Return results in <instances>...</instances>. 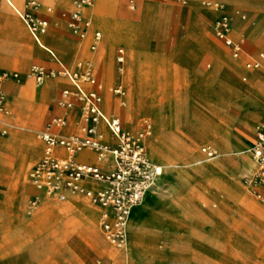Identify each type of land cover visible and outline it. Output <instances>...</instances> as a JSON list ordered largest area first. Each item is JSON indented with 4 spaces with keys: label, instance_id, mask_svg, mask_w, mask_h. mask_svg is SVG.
Returning <instances> with one entry per match:
<instances>
[{
    "label": "rangeland",
    "instance_id": "1",
    "mask_svg": "<svg viewBox=\"0 0 264 264\" xmlns=\"http://www.w3.org/2000/svg\"><path fill=\"white\" fill-rule=\"evenodd\" d=\"M73 1L21 0L19 4L21 10L50 20L45 44L58 54L57 58L37 44L17 10L5 8L4 1L0 0V68L9 67L21 73L20 81L5 85L12 125L3 138L18 134V146L15 151H6L1 146L2 138L0 160L16 164L28 149L30 133L40 141L38 155L26 168L28 178L24 184L15 185L11 179L7 183L5 176L4 188H0V264H264V191L262 185L245 180V175L256 166L237 173L226 167L220 170L213 164L222 157L230 161L254 160L249 148L255 125L264 121V59L260 57L264 53V0H107L104 10L100 0H96L86 7L95 14L94 26L102 30L101 42L94 50L89 46L88 37L81 40L69 29L68 21L62 19V12L70 9ZM217 4L231 17L232 37L244 38L243 51L238 56H234L233 48L217 34L215 23L221 12ZM238 8L247 13V19L236 13ZM11 16L23 23L28 41L14 31ZM143 23L148 26L142 32ZM106 38L112 42L107 73L93 60L94 73L103 85L102 102L106 103L108 95L116 98V105L121 102L120 112L115 110L114 114L121 117L131 133L143 131L148 120L152 134H146L149 136L145 148L154 161H161L164 166L157 187L152 189L157 194L151 191L137 206V211L132 210L127 226L128 243L123 247L107 240L98 220L97 229H87L82 218L64 220L63 214L56 212L30 222L38 211V207L30 208V199L39 192L29 173L44 147L41 129L62 110L61 88H74L72 81L63 75L48 77L44 83L36 84L29 75L31 66L59 68L60 60L76 69L80 61L89 58V52H98ZM62 42L63 46H58ZM133 46L141 50L138 69L130 78V47ZM120 47L126 54L121 74L125 94L114 92ZM254 59L261 61L259 66L248 67L247 63ZM141 64L150 67L147 95L135 109L136 121L131 125L124 110L130 103L128 96ZM48 80L56 84L47 99L30 101L22 96L24 86L40 90ZM82 83L90 87L88 81ZM250 113L259 115L252 117ZM72 115L80 126L82 120L77 106ZM162 122L167 125L162 133L163 142L174 151L170 159L157 155L150 143V137L155 136ZM204 145L213 146L216 157L208 158L202 152ZM178 147H182L181 151L193 149L188 160L178 152ZM185 161L189 163L186 166ZM201 166L210 167L216 174H208L197 184L183 205L177 209L167 207L165 203L189 187L191 180L183 179L180 171ZM229 182H235L243 192L230 196ZM173 184H178L177 190ZM7 186L11 192L19 193L24 188L26 191L7 205L3 198ZM257 191L262 192L263 198L258 197ZM74 197L82 205L95 206L85 195ZM228 198L230 206L224 208L223 202ZM68 199L56 200V204H72ZM249 201L256 203L260 210L248 207ZM135 213H139L136 226L132 220Z\"/></svg>",
    "mask_w": 264,
    "mask_h": 264
},
{
    "label": "built area",
    "instance_id": "2",
    "mask_svg": "<svg viewBox=\"0 0 264 264\" xmlns=\"http://www.w3.org/2000/svg\"><path fill=\"white\" fill-rule=\"evenodd\" d=\"M96 0H74L71 10L62 12L67 19L72 33L85 38L93 29V19L86 14L85 8ZM36 4L35 1H31ZM215 23L219 37L233 48L234 56L243 51L242 39H235L230 33L231 17L221 9ZM51 9V8H50ZM27 24L35 40L41 44L42 36L47 33L50 21L45 17L35 16L30 12L17 9ZM237 14L246 18L240 10ZM102 39L99 29L93 30L91 48L96 49ZM264 59V53L260 54ZM118 71L124 69L125 52L122 47L117 52ZM260 60L247 63L248 67L259 66ZM29 75L40 85L48 77L63 75L68 77L74 88L62 89L60 103L66 109L75 105L80 108L82 123L79 130L70 134L58 133L55 128L68 124L64 115H54L41 132L44 152L30 170L29 176L34 187L39 191L30 199V208L35 209L43 196L67 200L69 193L87 196L91 202L101 207L100 226L109 242L122 247L128 239L127 221L132 209L147 197L163 173V166L154 162L147 153L143 138L151 133L150 123L145 121V128L139 134L128 131L121 118L107 113L102 107V83L94 73V64L87 61L76 69L61 63L59 68H46L40 64L31 66ZM10 80L20 81L21 73L17 70L0 69V140L9 133L11 114L7 105L5 83ZM88 81L87 88L82 83ZM116 94H124L125 87L118 82L114 87ZM105 125L114 142L106 138L101 126ZM91 150L96 154V163L80 160L77 154ZM256 167L245 175V180L253 185L264 186V122L255 126L253 142L249 148ZM202 152L208 158H214L217 150L211 145L202 146ZM90 180L97 186L90 184ZM263 198L262 193L256 192Z\"/></svg>",
    "mask_w": 264,
    "mask_h": 264
},
{
    "label": "crops",
    "instance_id": "3",
    "mask_svg": "<svg viewBox=\"0 0 264 264\" xmlns=\"http://www.w3.org/2000/svg\"><path fill=\"white\" fill-rule=\"evenodd\" d=\"M4 1V4H5V8L7 9H10V8H14L15 10H17L16 6H19V4L21 3V0H3ZM48 1V0H47ZM56 1H59V0H56ZM15 3V5L13 3ZM67 5H70L71 3L70 2H65ZM73 7V6H72ZM72 7L70 9H65V10H71ZM237 10H240L242 11L243 13L246 14V18H243L241 15V18L243 19H247L248 16H247V13L242 10V9H236ZM86 11V14L88 16H90L92 19H93V16L95 15L90 9L86 8L85 9ZM109 13H107L106 15H108ZM46 18V17H45ZM48 19V18H47ZM62 19H65L67 21L66 18H64L62 16ZM50 21V20H49ZM10 23H11V26L13 27L14 31L23 39V40H27L28 41V35L26 33V29L23 25V23L20 21V19L18 17H14V16H11L10 17ZM252 23L254 24L255 21H252ZM69 27V26H68ZM70 29V28H69ZM94 29H99L101 30L100 28L94 26V22H93V29L90 31V33L86 36L88 37V43H89V46L91 48V42H92V38H93V30ZM102 32V30H101ZM85 37V38H86ZM80 38V37H79ZM85 38H80L81 40H84ZM36 41V40H35ZM87 41H86V44H87ZM37 42V41H36ZM42 42L43 44L46 43L45 41V34L42 36ZM101 42V41H100ZM37 44L42 47L38 42ZM58 44V43H57ZM100 44V43H99ZM45 46V44H44ZM58 46H63V42L61 44H58ZM99 46V45H98ZM44 49H46L49 53H51L52 56L54 57H57L58 58V54L52 49V48H49L47 46L45 47H42ZM123 48V47H122ZM124 49V48H123ZM91 50H94L91 48ZM125 52V51H124ZM82 53V56L84 55V53L81 51ZM88 56L89 58H86L87 59H90L92 60V62H94L95 60L91 58V54L90 52L88 53ZM144 56V55H143ZM142 56V57H143ZM125 57H126V54H125ZM59 60V59H58ZM94 60V61H93ZM59 63L61 65V61L59 60ZM125 63V62H124ZM10 69V70H16V69H12V68H9V67H1L0 69ZM149 66L147 65H144V67H142L141 69H139L138 73H137V76L134 80V84L137 86L138 88V92L141 96H146L147 95V92H146V89H147V85H148V82H149ZM18 71V70H17ZM20 72V71H19ZM117 72H118V76H117V81L115 83V86L118 82H122V84L124 85L125 87V84H124V80H123V77H122V72L120 73L118 71V62H117ZM10 81H15V80H10ZM10 81H7L6 83H9ZM5 83V85H6ZM56 84V82H54L53 80H48L47 82V85L42 89V93L44 94V99H47L49 97V94L51 93L52 91V88L53 86ZM4 85V87H5ZM103 86V85H102ZM114 86V87H115ZM74 87V86H73ZM130 84H129V89H130ZM24 88V87H23ZM23 88H22V91H23ZM65 88V87H62L61 88V91L62 89ZM6 90V88H5ZM21 91V93H22ZM102 94V92H101ZM264 94V93H263ZM113 100H114V104H115V108H114V111H112V113H110L108 110H106V107L104 106L103 102H102V107L103 109L109 113V114H112V115H115V116H118L116 114H114L115 110L120 112L118 110L119 108V104L121 102H119L118 105H116V98L112 97ZM77 106V108L79 109L80 111V108L78 105H75L73 108L71 109H66L64 107H62V110L60 113L58 114H55V115H64L66 116L67 120H68V124L66 126H63V127H56L55 130L58 132V133H61V134H70V133H74V132H77L79 130V125H78V119H74V116L72 115L73 114V111H74V108ZM117 107V108H116ZM244 112V111H243ZM259 115V114H258ZM257 115V116H258ZM120 117V116H118ZM9 118V121L12 125V113L10 114V116L8 117ZM121 118V117H120ZM122 120V119H121ZM49 121V120H48ZM47 121V122H48ZM46 122V123H47ZM75 122V123H74ZM123 122V121H122ZM261 122H264V121H261ZM259 122V123H261ZM124 124V123H123ZM258 124V123H257ZM256 124V125H257ZM10 125V127H11ZM46 125V124H45ZM45 125L43 126V128L41 129V132L42 130L44 129ZM255 125V126H256ZM102 130L104 131L106 128L105 125H102L101 126ZM108 130V129H107ZM255 131V129H254ZM105 132V131H104ZM109 132V130H108ZM106 133V132H105ZM254 137V136H253ZM111 141V140H110ZM114 142V140L112 141ZM45 146V144H44ZM37 148V149H36ZM36 149V150H35ZM31 150L36 153L38 155V152H39V146H31ZM193 149H186V148H183L182 149V154H185L186 155V159L185 160H188V158L190 157L191 153H192ZM0 152H1V149H0ZM44 152V147H43V150H42V154ZM41 154V156H42ZM30 156H31V152L29 150H26V152L22 155H20L18 161L16 164H12L10 161L4 159L2 161H0V170L1 172L4 174V176L7 177V183L8 181L11 179L15 185H22L24 184L25 180H26V176H25V167L27 166V164L29 163V159H30ZM40 156V157H41ZM39 157V158H40ZM77 158L80 159V160H87V161H90V162H98L97 161V158H96V154L91 151V150H84L80 153L77 154ZM151 158V157H150ZM154 158V157H153ZM152 159V158H151ZM155 159V158H154ZM153 160V159H152ZM249 160L252 161V165H253V168L254 169V166H256V163H255V160H252L251 158H247V160H242V161H230L229 159H227L226 157H222L220 158L219 160L213 162V164H216L220 170L222 169V167H226L227 169H230V168H236V172L239 173L241 170L243 169H246V170H252L249 166ZM154 161V160H153ZM160 165L163 166L162 162L159 161H154ZM12 169V170H11ZM219 170V172H220ZM163 171H164V166H163ZM187 172L189 174V176L192 178V180L190 181V184H189V187L184 191L183 194H180V193H177V191H175V193H177V196L181 198V201L185 202L187 200V197L188 195L190 194V192H192L197 184L199 185V183L203 182V180L206 178V176L210 173H213V174H216L214 172H211L210 170L206 169V167L204 166H201V167H192L190 169H187ZM15 174V175H14ZM163 174V173H162ZM161 174V175H162ZM160 175V176H161ZM159 179V178H158ZM157 183H158V180H157ZM91 185L93 186H97V183H94V182H90ZM175 186V187H174ZM157 187V184L155 186V188ZM173 187L177 190V187H178V184L175 185L173 184ZM228 187L230 188V194L233 193V194H238L240 192H243V189L241 187H239L235 182H229L228 183ZM173 188V189H174ZM174 189V190H175ZM262 190L264 191V187H262ZM26 189L24 188L22 192H19L17 193V191H14V192H11L9 191L8 189V186H7V189L5 190L4 194H3V198H4V204H7L9 205V203L12 202V200H14L16 197H18L19 195H23V193H25ZM152 190H150L151 192ZM149 192V193H150ZM148 193V195H149ZM262 193V192H261ZM36 194V193H35ZM147 195V196H148ZM74 196L76 195H70L69 196V199L68 200H71L73 201L72 204H67V202L63 203V205H61L60 203L55 204L57 205L58 210L57 212H60L63 214V217H64V220H67V217L69 215V212H73V214H75V220L82 218V220L85 221L84 223V227L85 228H93L95 227V229H97V223H96V226H94V224L92 223V217H91V212H92V207L96 208V221L98 220V226H100V222H99V219H100V215H101V209L100 207L98 206H89V205H82L81 203H79L78 201H75L73 200V198H75ZM22 197V196H21ZM46 197H50V196H45L44 198ZM51 198H55L56 200H60L58 199L57 197H51ZM60 201H65V200H60ZM43 202V200H42ZM41 202V203H42ZM94 205V204H93ZM254 207L255 210L259 211V206L252 202V201H249L248 202V207ZM137 207L134 208V210L137 211L136 209ZM51 207L47 208L46 210L42 211L41 214L39 215V218L38 219H42L43 217H45L46 215H48V213L52 214L51 213ZM135 211V212H136ZM53 215V214H52ZM56 215V214H55ZM101 227V226H100ZM56 230V229H55ZM102 230V229H101Z\"/></svg>",
    "mask_w": 264,
    "mask_h": 264
},
{
    "label": "bare ground",
    "instance_id": "4",
    "mask_svg": "<svg viewBox=\"0 0 264 264\" xmlns=\"http://www.w3.org/2000/svg\"><path fill=\"white\" fill-rule=\"evenodd\" d=\"M13 3V2H12ZM95 3V2H94ZM93 3V4H94ZM14 5H15V3H13ZM16 6V8L17 9H19V10H21L20 8H19V6H17V5H15ZM88 6H90V5H88ZM88 6H86V7H88ZM100 6H101V10H104V9H107V0H100ZM11 9V8H10ZM95 9V8H94ZM147 26H148V24L146 23H143V27H142V29H141V31L143 32V29H144V27L145 28H147ZM45 44V43H44ZM44 44H43V42H41V46L42 47H45V46H47L46 44H45V46H44ZM112 46V42L108 39V38H106L105 39V41H104V43H102V46H100V49L98 50V52H93V51H91L90 52V54H91V57L92 58H94V60L96 61V62H98V63H100V65L103 67V69L106 71V73H107V71H108V64H109V49H110V47ZM47 47H49V46H47ZM50 48V47H49ZM130 62H131V64H130V70H129V73L131 74L130 75V78H131V76H134V74L136 73V70L138 69V55H139V50H141V48H139L138 46H133V47H130ZM72 50V49H71ZM141 53V52H140ZM87 61H92V60H90V59H87V60H84V61H80L79 62V65L81 66V67H83L84 66V64H85V62H87ZM232 67H234L235 66V63L234 62H230L229 63ZM139 67H140V69L142 68V67H144V64H143V66H142V64L141 65H139ZM137 68V69H136ZM133 78V77H132ZM46 85H47V82H46ZM45 85V86H46ZM44 86V87H45ZM46 88V87H45ZM43 89V88H42ZM42 89H40V90H38V89H36V88H34V87H32V86H24V88H23V91H22V96L23 97H25L26 99H28V100H30V101H34V100H36V99H43L44 98V94L42 93ZM139 90H138V88H137V86L135 85V86H133L132 88H131V92H130V94H129V96H128V98L130 99V103L128 104L127 102H126V104H128L127 106V108L124 110L125 111V114H126V119L128 120V122H130L131 123V125L133 124L134 125V122L136 121V118L134 117V111H135V109L137 108V107H139L142 103H143V100H144V95L143 96H141L140 94H139V92H138ZM126 93V92H125ZM124 93V94H125ZM263 94V93H262ZM113 96H107L106 97V103H104V106H105V104H106V110H108L110 113H112V111H114V107H115V104H114V100H113V98H112ZM125 103V102H124ZM245 107V106H244ZM257 109V108H256ZM251 110V109H250ZM249 109H248V111H250ZM250 115L253 117V116H257V114H255V113H250ZM165 119H166V117H165ZM166 122V121H165ZM167 125H166V123H160L159 124V127H158V129H157V131H156V134H155V136H151L150 137V143H151V146H152V149L154 150V152L157 154V155H160L161 157H165V158H172V156H173V153H174V151H172V150H169V148H167L166 146H165V144H164V142H163V139H162V133H165V131L167 130V127H166ZM106 133V138L108 139V140H111V141H113L114 139H113V137H112V135L110 134V132H108V130L107 129H105L104 130ZM152 134V133H151ZM149 135H146V136H144V138H143V141H144V144H145V140H146V138L148 137ZM17 137H18V134H15V136H13V137H11V138H9V139H4V140H2V142H1V146L6 150V151H15V149H16V147L18 146L17 145ZM2 139V138H1ZM1 141V140H0ZM28 141H29V145H28V149L27 150H29L30 152H31V156H30V159H29V163H30V161H32L33 160V158H34V156L36 155V153H34L32 150H31V146H39V143H40V141H39V139L34 135V134H32V133H30V134H28ZM156 141H160V145L159 146H157L156 145ZM181 148L182 147H178V149H179V151L178 152H181ZM37 149V148H36ZM35 149V150H36ZM153 155V154H152ZM184 160V159H183ZM0 161H2V160H0ZM28 163V164H29ZM28 164H27V166H28ZM189 163L188 162H184L183 163V165H188ZM253 163H252V161H249V166H250V168H253V165H252ZM1 166V165H0ZM27 166L25 167V176H26V178H28V176H27V173H26V168H27ZM206 169H208V170H210L211 168L210 167H206ZM12 170V169H11ZM229 171H232V172H236V168H230L229 169ZM180 176L183 178V179H185V180H192V178L189 176V174H188V172H187V169H184V170H181L180 171ZM15 175V174H14ZM5 182H6V177L4 176V174L1 172V170H0V188L1 189H3L4 188V185H5ZM89 182H94V181H92V180H90ZM95 183V182H94ZM262 187H264V186H262ZM36 189V188H35ZM30 190V189H29ZM37 190V189H36ZM157 190V189H156ZM38 191V190H37ZM184 191L185 190H183L180 194H183L184 193ZM39 192V191H38ZM152 193H154L155 195L157 194L156 192H153L152 191ZM153 194V195H154ZM70 195H78V194H74V193H69V196ZM233 195V193H231L230 194V196H232ZM45 196H43L42 197V200H43V202L42 203H40L36 208L38 209V211L36 212V214L34 215V217H33V219H32V221H30V222H35L36 220H38V218H39V215L41 214V212L42 211H44V210H46L47 208H49V207H51V213L52 214H54V213H56L57 212V210H58V208L59 207H57V205L55 204V202H56V199L55 198H50V197H46V198H44ZM158 198H161V197H158ZM146 199V198H145ZM144 199V200H145ZM162 199H164V198H162ZM162 199H161V201H162ZM168 200V199H167ZM142 203V202H141ZM140 203V204H141ZM183 201H181V198L180 197H178L177 195L174 197V199H172L171 201H169V202H167V203H165L166 205H167V207H169L170 209L171 208H178V207H180L181 205H183ZM139 204V205H140ZM96 205V204H95ZM138 206V205H137ZM137 206H135V207H137ZM223 206H224V208L225 207H228V206H230V200H229V198L228 199H226L224 202H223ZM100 207V206H99ZM134 207V208H135ZM35 208V209H36ZM133 208V209H134ZM132 209V210H133ZM223 209V207H221V210ZM34 210V209H33ZM32 210V211H33ZM102 210V209H101ZM31 212V211H30ZM29 212V213H30ZM132 212V211H131ZM138 214L139 213H135L134 214V216H133V218H132V220H133V225L134 226H136V224H137V222H138V218H139V216H138ZM214 215V216H218V215H220L221 213H217V214H214V213H210V215ZM75 215V214H74ZM68 217H71L70 218V220H75V216H73V212H69V215H68ZM91 217H92V223L94 224V226H96V208H94V207H92V212H91ZM129 219V218H128ZM216 221V220H215ZM127 226H128V221H127ZM95 228V227H94ZM101 237L100 236H98V240H101L100 239ZM108 240V239H107ZM127 241H128V239H127ZM126 241V243H125V245L128 243ZM130 244V243H129ZM124 245V246H125ZM123 247V246H122ZM150 250H152V249H150ZM162 251V250H161Z\"/></svg>",
    "mask_w": 264,
    "mask_h": 264
}]
</instances>
